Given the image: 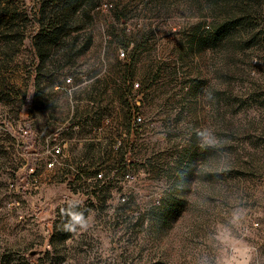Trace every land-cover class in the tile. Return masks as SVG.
Here are the masks:
<instances>
[{
	"label": "rangeland",
	"instance_id": "374dc122",
	"mask_svg": "<svg viewBox=\"0 0 264 264\" xmlns=\"http://www.w3.org/2000/svg\"><path fill=\"white\" fill-rule=\"evenodd\" d=\"M0 3V264H264V0H87L58 73Z\"/></svg>",
	"mask_w": 264,
	"mask_h": 264
},
{
	"label": "trees",
	"instance_id": "16d2710c",
	"mask_svg": "<svg viewBox=\"0 0 264 264\" xmlns=\"http://www.w3.org/2000/svg\"><path fill=\"white\" fill-rule=\"evenodd\" d=\"M39 2V14L34 18L38 29L31 35V46L39 57L41 66L47 63L53 67L52 65L58 63V66L54 67L58 73L70 66L72 58L87 46V42L86 45L77 43L79 37L77 31L80 29L78 11L86 10L87 0H39ZM18 18L17 12L13 13L12 8L0 3V65L10 58L11 42L19 44L26 37V28L17 23ZM69 26L70 33L73 34L70 39L68 37L65 39L64 31ZM212 37L214 39L217 36ZM124 45L128 46L127 43ZM2 157L0 154V159Z\"/></svg>",
	"mask_w": 264,
	"mask_h": 264
},
{
	"label": "built area",
	"instance_id": "2783aa9c",
	"mask_svg": "<svg viewBox=\"0 0 264 264\" xmlns=\"http://www.w3.org/2000/svg\"><path fill=\"white\" fill-rule=\"evenodd\" d=\"M135 85L137 86L138 83H135ZM142 121V117L140 115H134L133 116V123H140ZM50 151V155H51V160L49 162V165H53L56 163L57 161V157L63 154V148L60 144H55L54 146H52ZM99 176L102 175L101 172L98 173Z\"/></svg>",
	"mask_w": 264,
	"mask_h": 264
},
{
	"label": "clouds",
	"instance_id": "9594fccd",
	"mask_svg": "<svg viewBox=\"0 0 264 264\" xmlns=\"http://www.w3.org/2000/svg\"><path fill=\"white\" fill-rule=\"evenodd\" d=\"M202 135H203V134H202ZM205 143H206V144H209V145H215L214 142L208 140L207 137H205ZM73 220H74L75 224L80 225L82 228H87V226H88V225H87V222L84 221L82 215H79V214L74 215V216H73Z\"/></svg>",
	"mask_w": 264,
	"mask_h": 264
},
{
	"label": "crops",
	"instance_id": "0c3cea01",
	"mask_svg": "<svg viewBox=\"0 0 264 264\" xmlns=\"http://www.w3.org/2000/svg\"><path fill=\"white\" fill-rule=\"evenodd\" d=\"M75 139V138H74ZM93 139H98V140H100L101 138H99V137H96V138H89V137H87V136H85V137H83V138H81V139H76L78 142H79V146H80V149H81V147H82V145H83V143L85 144V143H88V141H91V140H93ZM98 143V142H97ZM83 149V148H82ZM78 164V163H77Z\"/></svg>",
	"mask_w": 264,
	"mask_h": 264
}]
</instances>
